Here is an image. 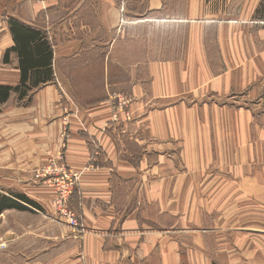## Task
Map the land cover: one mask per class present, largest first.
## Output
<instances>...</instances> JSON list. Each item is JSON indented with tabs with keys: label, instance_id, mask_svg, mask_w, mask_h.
Wrapping results in <instances>:
<instances>
[{
	"label": "crops",
	"instance_id": "obj_1",
	"mask_svg": "<svg viewBox=\"0 0 264 264\" xmlns=\"http://www.w3.org/2000/svg\"><path fill=\"white\" fill-rule=\"evenodd\" d=\"M221 13L211 0H0V85L24 90L11 22L42 33L51 47V78L36 83L29 72L30 110L19 114L37 112L34 122L49 123L39 135L42 152L55 154L64 144L68 166L82 172L69 207L81 231L54 227V252L64 264H231L218 246L212 252V242L207 251L204 235L208 213L222 220L219 199L232 182L219 186L224 192L210 186L205 200L214 206L203 212L202 191H188L194 178L180 173L205 167L219 97L262 93L264 31L231 24ZM123 18L130 23L122 25ZM13 91L4 108L21 95ZM124 92L134 120L117 127L109 100ZM124 185L136 188L120 196ZM140 194L160 215L178 219L172 230L180 236L142 221Z\"/></svg>",
	"mask_w": 264,
	"mask_h": 264
},
{
	"label": "rangeland",
	"instance_id": "obj_2",
	"mask_svg": "<svg viewBox=\"0 0 264 264\" xmlns=\"http://www.w3.org/2000/svg\"><path fill=\"white\" fill-rule=\"evenodd\" d=\"M211 1L212 6H220L221 14L228 17L226 20L231 24L246 26L254 33L264 31V0ZM128 23L130 22L125 18L122 19V25ZM157 31L160 34L158 37L163 38L162 30ZM259 44L264 46V40H259ZM156 47H163L162 42L156 44ZM81 81L82 78L77 84ZM262 81L261 95L249 97L246 91H239L216 100L218 105L213 107V115L216 118V131H213V135H216L212 139L213 151L203 155L201 165L205 167L201 170L194 169L193 172L185 171V168L180 169V173L191 174L196 180L195 184L194 179H191L192 187L187 190L202 191L203 212L214 206L205 200L210 186L224 192L220 188L222 184L232 182V185L226 188L227 197L219 199V205L224 203L217 212L222 220L216 222L218 215L208 213V233L204 235L205 243L208 244L207 251H210L212 242V252L215 253L218 246L220 257L231 264H264V78ZM80 91L77 89L76 94ZM125 93L110 95L112 122L117 127L134 120L131 111L132 100ZM24 99L18 94L7 108L0 104V195L17 201L25 208L9 209L0 214V264H64L65 261L56 256L61 252H54V227L69 226L54 204L58 191L54 186V171L49 168L54 161L58 166H65L80 174L75 189L64 183L59 186L69 197V207L71 197L79 187L82 172L68 166L64 144L55 154L54 149L42 152L45 142L39 135L42 136L46 132L42 128L49 123L34 122L33 116H37V112L29 113L31 117L20 115V109L30 110L31 102H25ZM22 101L26 106L20 104ZM53 120L54 115L51 118V121ZM63 129V139H68L69 130ZM227 134L233 139V145L229 143ZM249 135L251 138H246ZM202 145L205 146L203 140ZM127 147L138 153L133 141H128ZM171 156L178 163L183 161L180 154ZM95 163L97 160L91 159V166L94 167ZM250 177L256 178L255 184L244 185L242 179ZM195 185H201L200 189H196ZM131 186L133 185L121 186L118 190L120 196L130 191L129 189L135 190L136 187ZM19 195L32 200L39 208L19 201ZM137 199L138 205L140 204L145 212L144 215L142 212V221L147 225L157 230L169 227L171 231L173 227L176 229L179 226L177 218L160 215L156 207L148 206L142 194ZM173 232L172 236L175 238L180 236V231ZM157 262L153 263L158 264Z\"/></svg>",
	"mask_w": 264,
	"mask_h": 264
},
{
	"label": "trees",
	"instance_id": "obj_3",
	"mask_svg": "<svg viewBox=\"0 0 264 264\" xmlns=\"http://www.w3.org/2000/svg\"><path fill=\"white\" fill-rule=\"evenodd\" d=\"M11 30L15 36L16 51L19 53L20 66L23 72L22 87L24 90H20V98H23L24 95H28L25 88L28 87L26 82L29 80L30 71H34L35 74L32 78L36 83L41 79L46 81L51 78L52 52L49 43L39 31L23 26L18 22H11ZM8 59L9 53H6L5 61H8ZM13 90L19 91L18 87L0 86V104H4L9 100L10 93ZM17 199L39 208L35 202L27 197L19 195ZM9 209L24 210L25 208L17 201L0 195V214Z\"/></svg>",
	"mask_w": 264,
	"mask_h": 264
},
{
	"label": "built area",
	"instance_id": "obj_4",
	"mask_svg": "<svg viewBox=\"0 0 264 264\" xmlns=\"http://www.w3.org/2000/svg\"><path fill=\"white\" fill-rule=\"evenodd\" d=\"M59 161L58 164L61 165ZM49 170L54 171V175H55L54 186L57 188L58 195L54 199V204L58 209V212L61 214L62 217L66 218L70 229L74 231H79V230L81 231L79 216L69 208L68 206L69 197L65 192H63L59 188L60 184L64 183L66 185H70L72 189H75L77 186V182L80 178V174L74 172L69 168L67 169L65 166L64 167L58 166L56 163H54V161H52V165L49 168ZM64 174L66 175L65 179H64L65 176Z\"/></svg>",
	"mask_w": 264,
	"mask_h": 264
}]
</instances>
